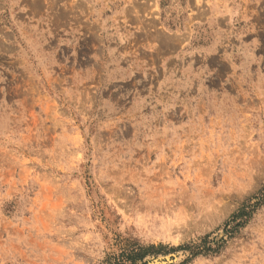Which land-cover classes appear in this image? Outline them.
Here are the masks:
<instances>
[{
    "label": "rangeland",
    "instance_id": "1",
    "mask_svg": "<svg viewBox=\"0 0 264 264\" xmlns=\"http://www.w3.org/2000/svg\"><path fill=\"white\" fill-rule=\"evenodd\" d=\"M151 245L264 264V0H0V264Z\"/></svg>",
    "mask_w": 264,
    "mask_h": 264
},
{
    "label": "trees",
    "instance_id": "2",
    "mask_svg": "<svg viewBox=\"0 0 264 264\" xmlns=\"http://www.w3.org/2000/svg\"><path fill=\"white\" fill-rule=\"evenodd\" d=\"M158 246L157 248L153 245L148 247H138L135 250H132L131 252L123 253L114 258V264H135L138 260H142L147 254L157 253L156 249L159 250Z\"/></svg>",
    "mask_w": 264,
    "mask_h": 264
}]
</instances>
